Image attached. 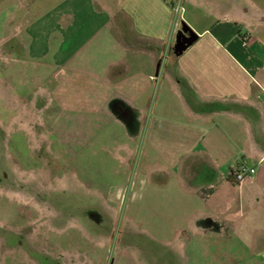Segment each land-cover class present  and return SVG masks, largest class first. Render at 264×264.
I'll return each mask as SVG.
<instances>
[{
	"label": "crops",
	"instance_id": "0c3cea01",
	"mask_svg": "<svg viewBox=\"0 0 264 264\" xmlns=\"http://www.w3.org/2000/svg\"><path fill=\"white\" fill-rule=\"evenodd\" d=\"M179 32L196 35L181 54ZM0 93L2 124L49 120L67 145L117 129L115 159H138L153 213L181 219L145 229L160 243L240 236L243 218L264 237V0H0ZM241 164L255 174L237 184Z\"/></svg>",
	"mask_w": 264,
	"mask_h": 264
},
{
	"label": "rangeland",
	"instance_id": "374dc122",
	"mask_svg": "<svg viewBox=\"0 0 264 264\" xmlns=\"http://www.w3.org/2000/svg\"><path fill=\"white\" fill-rule=\"evenodd\" d=\"M1 120L0 264H58L63 252L95 255L104 264H116L119 253L140 264H264V237H251L254 223L245 218L242 235H231L228 224L216 235L193 234L185 249L145 230L181 219L153 213L138 159L131 167L115 159L117 129L106 131L115 140L67 145L49 120Z\"/></svg>",
	"mask_w": 264,
	"mask_h": 264
},
{
	"label": "built area",
	"instance_id": "2783aa9c",
	"mask_svg": "<svg viewBox=\"0 0 264 264\" xmlns=\"http://www.w3.org/2000/svg\"><path fill=\"white\" fill-rule=\"evenodd\" d=\"M174 8L176 11H179L180 9H182L180 4L175 5ZM254 174H255V168H253L252 166H247L246 164H241L233 172V175H234L233 179L235 180V182H237V184H240L247 178L254 176Z\"/></svg>",
	"mask_w": 264,
	"mask_h": 264
},
{
	"label": "water",
	"instance_id": "95a60500",
	"mask_svg": "<svg viewBox=\"0 0 264 264\" xmlns=\"http://www.w3.org/2000/svg\"><path fill=\"white\" fill-rule=\"evenodd\" d=\"M184 30H187V27H185ZM195 38L196 35L186 37L183 32H179V34L177 35V44H176L175 52L181 54L192 44Z\"/></svg>",
	"mask_w": 264,
	"mask_h": 264
},
{
	"label": "trees",
	"instance_id": "16d2710c",
	"mask_svg": "<svg viewBox=\"0 0 264 264\" xmlns=\"http://www.w3.org/2000/svg\"><path fill=\"white\" fill-rule=\"evenodd\" d=\"M233 177H234V175H233ZM233 177H232V181L235 182V180L233 179ZM235 183H236V182H235Z\"/></svg>",
	"mask_w": 264,
	"mask_h": 264
}]
</instances>
